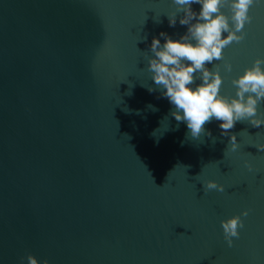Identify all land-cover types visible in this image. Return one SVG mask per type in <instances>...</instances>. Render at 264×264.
Here are the masks:
<instances>
[{
	"label": "water",
	"instance_id": "1",
	"mask_svg": "<svg viewBox=\"0 0 264 264\" xmlns=\"http://www.w3.org/2000/svg\"><path fill=\"white\" fill-rule=\"evenodd\" d=\"M175 10L172 0H0V264H264V125L240 121L222 136L213 118L211 137L193 139L147 70L154 37L187 32L183 13L169 27ZM249 15L245 39L206 64L220 65L229 102L231 81L264 59V0ZM234 216L244 228L229 248L221 221Z\"/></svg>",
	"mask_w": 264,
	"mask_h": 264
},
{
	"label": "clouds",
	"instance_id": "2",
	"mask_svg": "<svg viewBox=\"0 0 264 264\" xmlns=\"http://www.w3.org/2000/svg\"><path fill=\"white\" fill-rule=\"evenodd\" d=\"M172 2L176 5V10L168 16L169 27H175L177 14L183 13L179 24L186 26L187 32L179 40H173L167 33L161 32L159 36L164 40L163 44L160 39L154 37L150 45L152 56L148 58L147 68L152 73V81L160 90L162 97L174 106L175 110L170 115L178 123H186L193 139H199L201 134L211 137V132L206 131L205 125L213 118L221 121L219 128L222 136H229V130L240 121H248L252 127L260 128L264 125V119L256 117L258 105L264 102L262 68L264 59L255 60L252 67L245 69L242 76L231 81L237 91L236 98L230 102L228 98L219 95L223 83L220 65L215 64L212 71L206 67V64H212L213 61L223 60L224 48L245 39L246 33L243 30L246 24L252 23L253 18L249 11L256 0H172ZM193 4L201 6L198 13L193 11ZM224 7L229 9L230 17L221 12ZM223 34H227L226 37ZM223 67L227 73L233 70L230 62H225ZM196 79L201 83L193 88L191 85ZM157 89L149 88L148 91L151 93ZM153 110L155 111L154 108ZM259 115L264 116V113ZM229 143L231 151H236L238 143L235 136L230 137ZM257 149L264 151V144L259 145ZM203 186L206 191L216 190L221 193L225 191L223 185L214 181H207ZM242 215L247 217L248 212L245 211ZM221 226L224 239L231 248L233 238L239 239V230L244 228V223L240 216H234L227 221H221ZM27 264L41 262L28 255ZM42 264H48V260H43Z\"/></svg>",
	"mask_w": 264,
	"mask_h": 264
}]
</instances>
